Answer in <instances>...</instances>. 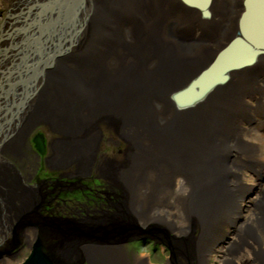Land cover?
<instances>
[{"label":"bare ground","instance_id":"1","mask_svg":"<svg viewBox=\"0 0 264 264\" xmlns=\"http://www.w3.org/2000/svg\"><path fill=\"white\" fill-rule=\"evenodd\" d=\"M6 1L0 82L7 90L11 85V94L26 90L27 103L17 111L0 103V158L17 157L26 129L45 121L63 136L53 155L55 169L72 168L68 180L92 182L100 168L123 191V215L176 237L196 232L194 264L214 256L217 264H264V0H49L58 8L36 17L51 20L50 28L41 29L18 19L48 0ZM66 7L76 9L81 26L72 41L61 46L59 40V49ZM185 20L219 37L185 42L180 27H169ZM226 46L233 47L230 54L214 67ZM41 50L56 52L47 68L33 64L46 68L36 66L37 77L27 83L8 77L14 62L33 67L32 54ZM2 97L8 93L0 91ZM104 129L120 133L129 145L123 168L93 166ZM40 135L45 140L40 133L34 138ZM3 161L0 245L19 234L32 252L41 237L24 211L34 208L43 189H24ZM113 193L107 192L110 216L82 222H110L111 214L123 213L120 199L111 202ZM49 197L52 203L56 196ZM54 245L64 255L80 250L89 264H149L128 259L121 246L58 238Z\"/></svg>","mask_w":264,"mask_h":264},{"label":"rangeland","instance_id":"2","mask_svg":"<svg viewBox=\"0 0 264 264\" xmlns=\"http://www.w3.org/2000/svg\"><path fill=\"white\" fill-rule=\"evenodd\" d=\"M6 0H0V25L4 22V20L7 18V9H6ZM20 9V8H19ZM171 25L175 27H180V30L184 31V34L182 35L184 37L185 42L192 43L194 41L200 42V43H211L216 39L217 31L208 29V30H202L201 27H189L186 23H178L173 24L169 23V27H172ZM193 26V25H192ZM174 28V27H172ZM176 29V28H174ZM211 35V42L207 41L210 38ZM219 37V36H217ZM259 70H264V67H260ZM58 99V98H57ZM103 128V127H102ZM43 134L45 136L46 144H48L46 148V153L44 155H40L37 150L34 147L33 139L37 134ZM97 133V132H96ZM101 145L99 147V150L96 154L95 159L93 160L94 165L97 166V163L100 164V167L106 168V167H124L127 164L126 161V154L128 152V143L125 139H123L121 134L119 135L111 130H101ZM63 139L62 134L56 131H53V129L48 126L45 121H40L35 124H32L28 129H26L24 135H23V141L22 146L20 149V152L17 157L10 156V155H2L0 159L4 160L3 162L8 163L10 169L12 170L13 174L19 178L20 185L26 189V190H34L36 189V192L38 191V188L43 187V183L46 185H49L48 179L52 180L55 178H59L58 180L67 181V179L60 177L59 173H72L74 172L72 168L68 169H55L52 163L53 161V155H55L57 147ZM111 164V166H110ZM112 169V170H114ZM111 171V170H110ZM70 173V174H71ZM69 174V175H70ZM56 175V176H55ZM92 178H99V180L102 182L101 184L104 186V188L101 190H96V186L89 182V180H83L80 179V186L82 185L83 188L85 186L87 188H91V191L86 192L87 190H83L81 192H86V195H90L93 197V200H96L101 203V205L104 206L105 200L104 195L101 194V192H110L111 189L108 187H113L111 183L108 182L106 179V176L101 172L100 168L97 171H94L92 173ZM38 177L39 181H35V178ZM54 181V180H53ZM74 183H76V180H71ZM99 182V181H98ZM100 184V183H99ZM111 184V185H110ZM77 185V184H76ZM78 185V186H79ZM110 185V186H109ZM119 186L122 188L121 183ZM106 187V188H105ZM115 189V193L120 195V201L122 202V212L126 210V204L125 200H123V191ZM29 190V191H30ZM44 196L46 194V191L43 193ZM76 198L78 199L77 202H83L85 199L80 193L76 194ZM100 198V199H99ZM47 199V198H46ZM92 199V198H91ZM42 201V197L38 202ZM68 202V201H67ZM66 202V203H67ZM62 207H65V204L62 202L60 203ZM106 204V203H105ZM105 207V206H104ZM106 208V207H105ZM33 208L31 207L29 210L24 211L25 214H30L32 212ZM93 210V209H92ZM87 212L83 211V209H80L78 212H76L75 215H69L65 211V215H62L63 218H80V217H95L98 220V217L96 216H103L101 212L98 211V209H94L93 211ZM23 213V214H24ZM24 214V215H25ZM23 216V215H22ZM21 216V220L22 217ZM118 216V215H117ZM93 221V220H91ZM136 225L142 229V230H148L152 229L154 231H162L165 233V235L168 237L169 243L172 247L174 258L170 250L164 246L163 244H154V241H145V242H137L130 245H123L121 246L124 253H126L128 256V259H132L135 257H141L144 260H146L149 264H194V257L193 255L190 256V252L193 254L194 247H195V238H196V232L193 235H188L185 237H176L175 235L170 234L166 229L159 228V227H153L150 226V228H146L144 226L139 225L136 221H134ZM161 238H164L163 235H160ZM13 234L11 235V238L8 239V242L11 244ZM30 254V249L26 246V244L23 242L22 245L18 250H16L12 257L10 255L4 254L0 260L3 258L8 257L9 259H12L11 264H22L26 260V258ZM83 255V253H82ZM84 256V255H83ZM215 260V256L210 259L208 264H217L218 260ZM89 264V263H88Z\"/></svg>","mask_w":264,"mask_h":264},{"label":"water","instance_id":"3","mask_svg":"<svg viewBox=\"0 0 264 264\" xmlns=\"http://www.w3.org/2000/svg\"><path fill=\"white\" fill-rule=\"evenodd\" d=\"M49 1V0H48ZM47 1V2H48ZM66 1V2H65ZM70 0H64L65 3H68ZM57 2V1H56ZM54 1H49L45 5H34L29 8V12L26 11V15L21 16L18 20L22 21V24L27 23L30 24L28 27L30 28H39L41 29L43 25H48L47 27L50 28L51 26V20L50 21H44L40 20L38 17L40 14H51L54 10L58 8V2L56 4ZM63 2V3H64ZM74 3V2H73ZM66 9V18L62 19L60 18L61 26L64 31H62L61 35L64 34L63 37L59 36L56 41L58 42L59 47V40L61 39L62 43L60 45H63V42H68V39L71 41L73 38H75L74 35H76V29L79 28L81 25L78 24L76 17L74 16V13L76 9H69L68 7ZM249 13V12H248ZM34 19V21H33ZM45 22V23H44ZM78 25V26H77ZM67 28L69 30H67ZM13 31V30H12ZM67 31V32H66ZM66 32V33H65ZM72 32V33H71ZM54 34V31H53ZM70 42V41H69ZM233 48V47H232ZM232 48L228 46L217 58L218 61L215 63L214 67H219L220 60L222 58H225L227 54H230ZM59 49H62V47H59ZM58 49V50H59ZM43 50V49H42ZM37 51L32 54L33 60L32 65L36 63H43L46 68L48 65H50L55 58V55L48 51ZM264 51V50H263ZM41 54V55H40ZM45 54L47 56L43 57ZM35 55V56H34ZM42 56V57H40ZM38 57L44 58L38 61ZM219 62V63H218ZM218 64V65H217ZM20 65V61H17V63L14 62V65L11 66V70L13 73L9 74L10 71H8L7 74L8 77H14L19 76L21 78L22 82L27 83L28 80L33 79L32 77H37L38 74V67L33 65V67ZM42 69V71L46 68L39 67ZM39 69V70H40ZM41 71V72H42ZM208 71L212 72L211 69ZM209 72V73H210ZM207 73V72H206ZM34 77V78H35ZM8 90L6 88H3L0 82V91H3L5 94L8 93L7 99L1 98L0 103L3 102L5 105L14 106L17 111V109L21 108L22 104L27 103V98H25L26 90L19 91L18 93H12L11 94V85H8ZM15 96V97H13ZM18 96V97H17ZM11 97V98H10ZM13 97V98H12ZM1 132H4L2 129H0V135ZM39 138H35V144L38 151H40L41 154L44 153V140L41 139V135L38 136ZM37 217V211L27 215L26 220L28 221L29 225H34L38 227L39 229L43 230V234L41 236V239L38 240L36 243H34L31 255L27 259V261L24 264H84L82 260L78 258V252L75 250H71L68 255L60 254L57 250L56 245L54 243L57 241V238L60 239V241L65 240H79V241H85L90 243H98V244H113V243H126L132 240H138L140 238L148 237L149 231H141L134 223L127 218L124 219H115L110 222H99L97 224H89L84 225L83 223L78 222L77 220H71V219H36ZM21 223H25V220L22 218ZM89 226V227H87ZM53 235H56L54 237ZM14 242L6 248L3 252L6 254H11L17 247L22 243V237H19V234H14ZM51 236V241H45L44 239ZM165 245L171 250L173 258L174 253L172 250V247L170 243L165 242ZM2 252H0L1 255Z\"/></svg>","mask_w":264,"mask_h":264}]
</instances>
